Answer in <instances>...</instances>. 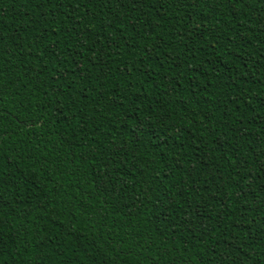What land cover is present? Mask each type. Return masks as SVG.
I'll return each instance as SVG.
<instances>
[{"label":"trees","instance_id":"obj_1","mask_svg":"<svg viewBox=\"0 0 264 264\" xmlns=\"http://www.w3.org/2000/svg\"><path fill=\"white\" fill-rule=\"evenodd\" d=\"M0 264H264V0H0Z\"/></svg>","mask_w":264,"mask_h":264}]
</instances>
